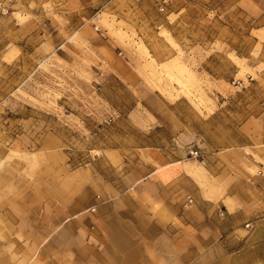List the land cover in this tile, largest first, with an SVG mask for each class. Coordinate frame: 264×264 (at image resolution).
Returning <instances> with one entry per match:
<instances>
[{"label": "rangeland", "instance_id": "obj_1", "mask_svg": "<svg viewBox=\"0 0 264 264\" xmlns=\"http://www.w3.org/2000/svg\"><path fill=\"white\" fill-rule=\"evenodd\" d=\"M148 148L201 166L207 192L240 193L181 238L255 264L264 0H0V264H71L69 222L94 219L91 192L122 174L108 152Z\"/></svg>", "mask_w": 264, "mask_h": 264}, {"label": "crops", "instance_id": "obj_2", "mask_svg": "<svg viewBox=\"0 0 264 264\" xmlns=\"http://www.w3.org/2000/svg\"><path fill=\"white\" fill-rule=\"evenodd\" d=\"M107 157L122 174L115 182L105 181L101 192H91L99 196L94 219L82 226L69 222L82 230L76 244H69L66 257L71 264H171L180 258L191 264H237L235 253L221 256L218 237L181 238L180 226L202 222L201 210L214 217L224 197L231 200L228 210L233 213L240 193L207 192L201 186L202 167L182 155L173 159L148 148L135 160L126 161L117 151ZM262 225H256L246 242L248 259L255 264H264ZM186 244L191 250L181 249Z\"/></svg>", "mask_w": 264, "mask_h": 264}, {"label": "built area", "instance_id": "obj_3", "mask_svg": "<svg viewBox=\"0 0 264 264\" xmlns=\"http://www.w3.org/2000/svg\"><path fill=\"white\" fill-rule=\"evenodd\" d=\"M190 155H191V157L197 159V157L199 156V152H198L197 150H192V151H190ZM263 173H264V168L260 171V174H263ZM223 215H224V214L221 213V216H223ZM247 227L249 228L250 225H247Z\"/></svg>", "mask_w": 264, "mask_h": 264}]
</instances>
